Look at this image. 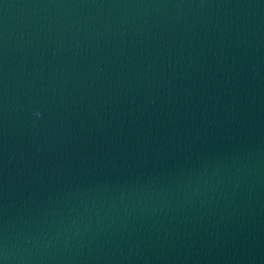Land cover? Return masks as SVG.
<instances>
[{
  "label": "water",
  "instance_id": "1",
  "mask_svg": "<svg viewBox=\"0 0 264 264\" xmlns=\"http://www.w3.org/2000/svg\"><path fill=\"white\" fill-rule=\"evenodd\" d=\"M0 264H264V0H0Z\"/></svg>",
  "mask_w": 264,
  "mask_h": 264
}]
</instances>
